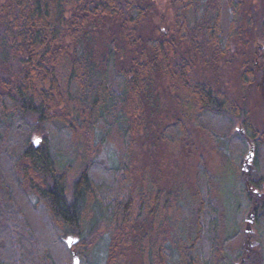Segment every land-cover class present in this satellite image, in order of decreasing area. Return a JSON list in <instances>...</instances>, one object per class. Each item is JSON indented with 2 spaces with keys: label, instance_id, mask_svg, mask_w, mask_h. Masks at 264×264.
I'll return each mask as SVG.
<instances>
[{
  "label": "trees",
  "instance_id": "16d2710c",
  "mask_svg": "<svg viewBox=\"0 0 264 264\" xmlns=\"http://www.w3.org/2000/svg\"><path fill=\"white\" fill-rule=\"evenodd\" d=\"M167 3L166 22L155 0H0V181L46 207L52 236L0 204V264H58L68 236L85 257L106 232L104 264H264V129L248 99L264 97V0ZM168 105L173 120L155 116ZM120 121L121 164L98 170L89 141ZM192 126L224 145L222 175L203 157L170 171L160 149L191 159ZM246 210L256 239L233 249Z\"/></svg>",
  "mask_w": 264,
  "mask_h": 264
},
{
  "label": "rangeland",
  "instance_id": "374dc122",
  "mask_svg": "<svg viewBox=\"0 0 264 264\" xmlns=\"http://www.w3.org/2000/svg\"><path fill=\"white\" fill-rule=\"evenodd\" d=\"M157 4L158 10L161 12V17L166 22L170 18V9L167 6V0H155ZM254 47L264 49V40L258 39L254 43ZM264 52V50H263ZM259 61V60H258ZM259 66V64H258ZM233 65H230V73L227 75V71L225 73V81L229 85V91L234 95L238 96L241 94L238 84L236 83V75L233 68ZM204 71L199 72L200 75L204 76ZM260 72L262 70L260 69ZM251 92V91H249ZM246 94V93H245ZM249 95V93H247ZM249 100H253L254 105L257 107L256 111L253 113L252 121H256L259 124V129H264V97L261 94H256L248 96ZM263 99V102H262ZM169 100V98L163 99V103ZM187 100H189L187 98ZM251 103V105L253 104ZM250 104V103H249ZM168 109H161V114L156 113V117H162L166 121H171L174 119L173 110L174 107L171 105L167 106ZM187 108V106H185ZM177 111V110H174ZM226 128V127H225ZM125 124L124 122H119V124H113L111 130L105 134H103V129L97 131V134L94 137L93 144L90 142V146H92V153L90 159L94 160L96 164V169L99 170V165L103 167H113L119 166L123 159L124 149H125ZM192 130V144L194 155L191 159L186 158L185 150L181 147L180 144H172V145H162V149H160V153L163 154L169 161L170 171H178L184 172L185 167H189V164L198 162V160L203 157L205 159V163L211 171L216 172L220 175L225 171L222 158L216 148L224 149V145L221 142H216L208 133L200 130L199 128L191 127ZM227 130V129H225ZM230 133H243V124L240 120L236 119L233 122V125L230 128ZM39 137L35 138V142ZM250 142V141H249ZM147 154L144 153V149L140 148L138 154L135 158L134 165H136V172L143 168V164ZM260 157L264 163V150H261ZM79 161V159H78ZM77 161V162H78ZM79 163V162H78ZM0 164H3L0 160ZM3 169V168H2ZM187 171V170H186ZM141 175V173L139 172ZM14 186L11 184L7 186L2 181H0V204L3 203L9 204L10 208L14 210V215L16 217H20L23 219V222L27 225V227H31L33 233L36 234L37 240L41 237L42 232L45 235V225H48L50 215L46 209V207L42 203H38L37 198L30 194L29 192L24 193L23 190H19L18 188H13ZM12 188V190H11ZM12 198L11 201L8 199ZM13 202V206L11 204ZM252 213V216L250 214ZM253 217V222H249V218ZM253 210H246L242 214L241 219V229L242 232L232 241L231 247L233 249H241L244 246L250 248L253 246L256 239V232H258V228L254 221ZM30 224V225H29ZM45 227H44V226ZM47 239L52 237L49 233ZM110 236L109 232H106L103 235V238L98 242L96 247L88 252L85 257H83L80 253V247L73 243L71 247H68L67 240L70 239L73 241L75 237L68 236L64 239V244L67 246L68 250H65L62 247H58L57 250H54L53 255L54 259L58 264H104L106 255H107V244L108 238ZM245 250V249H244Z\"/></svg>",
  "mask_w": 264,
  "mask_h": 264
},
{
  "label": "water",
  "instance_id": "95a60500",
  "mask_svg": "<svg viewBox=\"0 0 264 264\" xmlns=\"http://www.w3.org/2000/svg\"><path fill=\"white\" fill-rule=\"evenodd\" d=\"M253 149H254L253 145L251 144L250 147H249L248 153L246 155V160L248 162H250L252 160V158H253V155H254ZM250 216H252V213L250 214ZM248 220H249V222H253V217L249 218ZM66 242H67L68 247H71L73 243L77 242V239H75V240L73 239V241L68 239Z\"/></svg>",
  "mask_w": 264,
  "mask_h": 264
}]
</instances>
